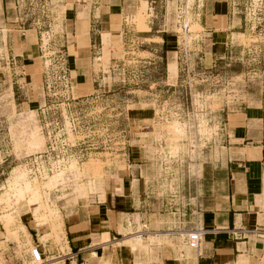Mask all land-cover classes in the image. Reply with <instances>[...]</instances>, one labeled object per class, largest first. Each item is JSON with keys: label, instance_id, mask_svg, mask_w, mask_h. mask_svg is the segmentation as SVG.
<instances>
[{"label": "rangeland", "instance_id": "1", "mask_svg": "<svg viewBox=\"0 0 264 264\" xmlns=\"http://www.w3.org/2000/svg\"><path fill=\"white\" fill-rule=\"evenodd\" d=\"M145 1L143 22L152 30L150 40L133 32L121 37V32L115 31L108 55L96 51L99 53L82 62L89 91L77 92L82 86L73 79L68 98L61 88L59 67L68 65L70 73L64 50L75 39L65 37L63 19L69 0H16L15 23L21 29H35L38 35L32 32L29 41L27 33V42L39 50L33 61L39 74L25 88L33 99L44 98L42 106L46 104L59 116L65 129L56 130L55 135L66 139L69 148L57 172L43 178L29 173L30 159L45 151L43 120L40 109L18 105L22 86L16 82L19 70L6 64L5 54L0 55L3 264H36L29 257L33 246L30 236L19 220L22 214H31L33 206L31 215L37 228L46 229L40 241L63 251L59 207L86 202L97 194L102 190L104 167L114 161L123 169L119 161L126 159L129 151L134 159H141V184L147 196L142 208L147 220H133L129 229L134 231L139 224L142 235L146 229L167 232L172 235L163 236L159 248L190 250L186 236L179 233L196 227L203 179L221 158L227 116L264 98V0H229L235 19L227 31L229 38L226 45L213 47L196 22L195 8L203 0ZM139 6L123 15L121 28L122 18H118V31L141 30L135 15ZM185 24L188 34L183 35ZM158 31L167 33V49H159ZM170 60L177 65L172 81L166 71ZM43 76L54 82L51 100L42 90ZM68 120L74 121L75 129H70ZM58 154L44 166L60 160ZM90 163L98 164L99 171L82 174ZM76 195L83 197L76 199ZM149 236L150 232L143 235ZM145 241L147 245L156 240L149 237ZM52 259L46 258V264L57 262Z\"/></svg>", "mask_w": 264, "mask_h": 264}, {"label": "crops", "instance_id": "2", "mask_svg": "<svg viewBox=\"0 0 264 264\" xmlns=\"http://www.w3.org/2000/svg\"><path fill=\"white\" fill-rule=\"evenodd\" d=\"M139 4L135 15L141 30L132 27L126 33L123 29L118 31V18H122L121 28L123 15ZM147 5L145 0L140 3L139 0H69L66 3L64 35L75 40L67 44L64 51L71 67L70 76L74 75L71 79L82 86L76 88L77 92L89 91L90 81L81 71L84 69L82 62L99 52L108 55L115 31L121 32V37L129 32L143 39L151 37L152 30L143 22ZM15 9L16 0H0V55L5 54L6 64L19 70L16 82L22 86L21 104L18 105L29 109L32 106L38 111L44 98L33 99L25 88L39 74L33 62L39 50L34 49L32 42H27V33L31 41L35 29H21L13 19ZM195 11L196 22L204 31L202 36L211 46L226 45L227 31L235 20L231 17L229 0H203ZM158 33L159 49H167V33ZM34 34L38 36L37 31ZM166 71L169 81L176 78L174 60L167 62ZM224 125L221 158L204 176L200 203L196 207V227L204 231L197 250L159 248L162 245L158 241L163 242V236L172 234L148 229L143 235L150 232L149 237L156 241L146 245L149 237H143L139 224L136 230L129 229L134 225L133 220L136 223L139 219L147 220L142 209L147 199L146 187L141 184L143 164L129 151L127 158L119 161L123 169L114 161L104 167L102 190L86 202L66 208L60 206L59 211L56 210L64 236L63 251L40 241L39 236L46 229L37 228L31 215L36 206L32 207L31 214L20 216L32 245L38 246L45 255V261L40 264H46V258L51 257L57 260L51 264H264V98L228 115ZM82 197L76 195V199ZM144 227L147 228V224ZM106 234L109 240L104 242Z\"/></svg>", "mask_w": 264, "mask_h": 264}, {"label": "built area", "instance_id": "3", "mask_svg": "<svg viewBox=\"0 0 264 264\" xmlns=\"http://www.w3.org/2000/svg\"><path fill=\"white\" fill-rule=\"evenodd\" d=\"M182 29L183 35L188 34L186 25H183ZM59 75V79L62 81L61 88L63 90V93L68 98H70L72 92V79L70 77L68 67L64 63L61 65V67H59ZM43 78V91L45 90V92L48 93L46 94L47 98L51 100L52 98L49 93H52L51 91L55 89L54 82L49 77L43 76ZM43 106L39 109L43 120V131L46 134V143L45 151L39 156H35L33 157V159H30V167H28V169L29 173L33 175L34 178H43L45 176L52 175L54 172H57L65 163V155L67 154V150L69 148V144L66 142V139L62 140L60 137L57 138L55 135V131H62L63 129H65V125L63 128V124L59 122V116L53 115L54 113L49 109V107L46 106V104H44ZM68 123L70 129H75L74 121L70 123V121L68 120ZM58 152L61 153V159L53 161L50 165L44 166V162L50 160L52 161V157H54V155H59ZM203 233L204 231L202 230V228L195 227L193 229H190L185 235L187 247L192 250H197L202 240ZM29 257L31 261L36 264H40L45 261L44 253L36 245L31 247Z\"/></svg>", "mask_w": 264, "mask_h": 264}, {"label": "bare ground", "instance_id": "4", "mask_svg": "<svg viewBox=\"0 0 264 264\" xmlns=\"http://www.w3.org/2000/svg\"><path fill=\"white\" fill-rule=\"evenodd\" d=\"M186 25V24H185ZM187 26V25H186ZM99 171V167H98V164H95V163H90V164H86V166L83 168V170L81 171L82 172V174L83 173H89V172H93V173H97ZM27 187H29L30 188V186L28 185ZM36 193H38V192H36ZM36 196V195H35ZM37 198V197H36ZM32 201V200H31ZM31 203V202H30ZM32 203H33V201H32ZM52 214V213H51ZM57 216V215H56ZM55 216V217H56ZM57 218V217H56ZM12 219V218H11ZM11 219H9V220H11ZM59 222H60V220H59ZM59 227L61 228V224L59 223ZM60 230V229H59ZM109 240V236L106 234L105 236H104V242H106V241H108ZM0 264H1V262H0Z\"/></svg>", "mask_w": 264, "mask_h": 264}, {"label": "trees", "instance_id": "5", "mask_svg": "<svg viewBox=\"0 0 264 264\" xmlns=\"http://www.w3.org/2000/svg\"><path fill=\"white\" fill-rule=\"evenodd\" d=\"M163 40L165 41V38L163 37ZM163 46L165 47V43L163 44Z\"/></svg>", "mask_w": 264, "mask_h": 264}]
</instances>
